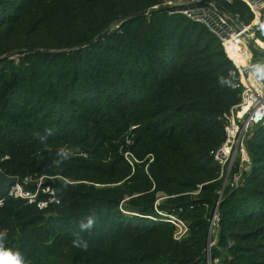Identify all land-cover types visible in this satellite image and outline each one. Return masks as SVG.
<instances>
[{
    "label": "trees",
    "instance_id": "trees-1",
    "mask_svg": "<svg viewBox=\"0 0 264 264\" xmlns=\"http://www.w3.org/2000/svg\"><path fill=\"white\" fill-rule=\"evenodd\" d=\"M170 1L0 0V169L52 192L44 208L3 198L0 245L24 264H264V128L222 175L212 153L241 87Z\"/></svg>",
    "mask_w": 264,
    "mask_h": 264
},
{
    "label": "built area",
    "instance_id": "built-area-1",
    "mask_svg": "<svg viewBox=\"0 0 264 264\" xmlns=\"http://www.w3.org/2000/svg\"><path fill=\"white\" fill-rule=\"evenodd\" d=\"M219 1L230 3L232 0ZM239 1L244 3L252 14L249 24H244L238 15L222 11L212 1L180 0L172 4L171 1L165 3L170 4L166 7L173 8L171 13L184 15L214 35L235 67L231 74L236 79V86L241 87L239 102L231 108L227 117L224 143L212 153L225 177L236 162L239 173L246 168L249 159L245 140L253 128H264V51H261L259 58H253L251 52L252 47L264 45L261 40L264 38V0ZM239 173H235L231 185L237 184ZM43 179L44 177L38 179L32 191L24 188L30 180L23 181V184L17 183L11 187L7 196L26 199L29 203L37 202L38 208H44L47 202L37 201L38 193L41 191L52 195V192L46 187ZM2 203L3 199H0V207ZM217 221L218 215L214 212L210 222L212 227ZM168 222L176 228L175 240L186 234L187 227L182 221L171 217ZM207 256L208 264L218 262L217 259L211 261L209 252Z\"/></svg>",
    "mask_w": 264,
    "mask_h": 264
},
{
    "label": "clouds",
    "instance_id": "clouds-1",
    "mask_svg": "<svg viewBox=\"0 0 264 264\" xmlns=\"http://www.w3.org/2000/svg\"><path fill=\"white\" fill-rule=\"evenodd\" d=\"M59 155L65 159L68 158L69 153L62 149ZM58 163V162H57ZM93 225V220L89 219L86 225H81L82 228H91ZM2 239V237H0ZM78 241H74L77 243ZM86 247V245H84ZM0 264H24V260L22 255L19 252H12L10 250L5 249L2 245H0Z\"/></svg>",
    "mask_w": 264,
    "mask_h": 264
},
{
    "label": "water",
    "instance_id": "water-1",
    "mask_svg": "<svg viewBox=\"0 0 264 264\" xmlns=\"http://www.w3.org/2000/svg\"><path fill=\"white\" fill-rule=\"evenodd\" d=\"M100 38V35L96 37V40ZM90 42L89 44H91ZM18 183V178L15 176L6 175L0 169V199L7 197L9 191L12 186ZM211 222V221H210ZM212 225L210 223L209 231H208V246L210 245V235H211Z\"/></svg>",
    "mask_w": 264,
    "mask_h": 264
},
{
    "label": "rangeland",
    "instance_id": "rangeland-1",
    "mask_svg": "<svg viewBox=\"0 0 264 264\" xmlns=\"http://www.w3.org/2000/svg\"><path fill=\"white\" fill-rule=\"evenodd\" d=\"M175 2H178V1H172L171 4L175 3ZM169 5L170 4H164L163 7H166V6H169ZM261 46H254V47L251 48V52H252V57L253 58H259L258 56H259V54H261V51H264V45H261ZM256 50H260V52L258 53ZM254 52H256L258 54H255Z\"/></svg>",
    "mask_w": 264,
    "mask_h": 264
}]
</instances>
